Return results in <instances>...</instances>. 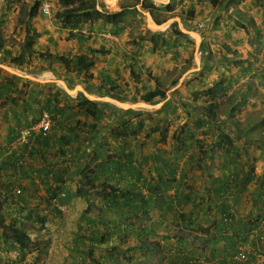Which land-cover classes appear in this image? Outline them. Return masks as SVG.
Listing matches in <instances>:
<instances>
[{
	"label": "crops",
	"instance_id": "obj_1",
	"mask_svg": "<svg viewBox=\"0 0 264 264\" xmlns=\"http://www.w3.org/2000/svg\"><path fill=\"white\" fill-rule=\"evenodd\" d=\"M165 1L158 6L165 10L172 5L168 14L185 5L195 15L194 24L210 15L200 8L203 0ZM119 2L107 5L117 13L123 10ZM210 3L204 0V6ZM259 3L240 0L234 4L237 8L226 10L249 11L255 18L254 13L261 12ZM40 14L44 15L39 12L22 22L9 20V11L0 10V39L6 45L0 51V204L9 206L11 214L3 213L7 223L18 221V226L30 227L27 234L31 238L49 240L44 264H248L235 262L234 255L240 250L263 252L264 193L259 194L264 187V151L248 155L229 151L225 157H237L236 165L225 162L205 169L198 166L201 155L195 145L192 150L179 145L166 150L153 137L124 139L116 131L137 124L132 105L158 86L152 78L147 81V76L135 82L133 73L152 70L156 77L170 73L177 79L183 72L176 91L188 94L201 92L196 84L189 91L184 89V79L191 73L198 76L204 70L209 86L219 77L234 84L244 67L232 65L225 70L217 65L207 70L204 58L198 61L186 53V38L178 39L167 30L162 32L167 44L160 42L153 49L151 39L137 38L141 28L126 21L105 24L100 20L79 30L64 27L49 15L39 21ZM228 16V27H239L231 19L234 15ZM28 34L34 40L32 56L26 53L20 63L15 58L22 50L14 52L9 46L23 44ZM221 39L217 49L230 59L227 49L235 52L233 57L237 53L246 56L255 46L237 31ZM7 51L11 54L6 55ZM40 53L52 58H40ZM82 54L94 57V68L67 73L60 58ZM69 86H79L82 93L70 94ZM85 90L98 98L92 101L100 104L98 114L89 116L77 107L81 100L91 101ZM125 103L128 108L122 106ZM48 107L55 109L51 132L37 135L29 146H18L20 131L39 121ZM112 162L120 164H109L110 172L101 166ZM253 163L257 176L263 177L259 183L250 181L248 167ZM87 168L94 170L98 187L80 195L81 172ZM104 184L119 192L105 193ZM62 192L66 197L55 204L53 199ZM142 239L158 242L162 252L142 245ZM23 251L18 247L13 254L2 244L0 258L12 259ZM38 253L42 251L35 248V261ZM21 259L10 263L24 264Z\"/></svg>",
	"mask_w": 264,
	"mask_h": 264
},
{
	"label": "rangeland",
	"instance_id": "obj_2",
	"mask_svg": "<svg viewBox=\"0 0 264 264\" xmlns=\"http://www.w3.org/2000/svg\"><path fill=\"white\" fill-rule=\"evenodd\" d=\"M157 1L161 2H156V4H159L160 6L166 2L165 0ZM209 1L212 5L207 4V6H204L203 0V5L200 8L201 10H209L207 15H210L208 17H205L204 15L203 18H201V21L196 22L195 24L193 23V20L195 19L194 13L192 17L190 12L187 11L185 5L183 8H180L172 14H168L167 11L159 8L155 10L154 15L150 12V8L142 5L143 1L141 0H120L118 4L122 8L126 6H134L131 7V9L126 10L127 13L124 15V21L131 26L135 25L138 28H141V30L137 31V38L144 37L150 39L154 34L163 35L162 32L167 30L166 32H169L174 37H178V39L185 37L188 47L187 49H189L186 53L191 57L195 55L198 61L200 60V57H202V59L204 58L203 63L206 62L205 69L207 70L210 67L214 68L217 65L225 70L226 67L232 65L235 67H244V69H242L241 78L237 79L234 84L233 81L229 79L224 80L219 77L218 79L215 78L213 84L209 86L208 80L204 79V70H202L201 74L199 73L198 76H196V73H191L190 77L188 76L184 79V89L189 91L190 88H192V85L196 84V86L201 89V92L192 93L190 91L188 94L185 92L178 94L176 91L181 80L183 81V72L179 74L177 79H172V77L169 76L170 73L163 77H156L153 75L152 70L138 72V74L133 73L131 76L135 82L138 81L141 76H147V81H150V78H152L167 94L165 99L157 98L152 103H145L141 100L142 96L140 93H138L137 96L141 97H138L136 103L132 105V108L135 110H131V112L135 113L137 120L144 123L137 136L138 140L143 141L148 140V137H153L156 142L159 144L162 143V146H164L166 150L178 145L192 150L195 145L196 148L200 150L201 155L198 166L205 169L208 165L222 166L225 162L226 165H236L234 163H236V160L238 159L237 157L230 159L229 156L228 159H226L227 157H225V155H227L229 151H233V154L235 155L239 154V152L248 155L250 151L255 153L258 151H264V1L261 0L262 4L259 3L261 12L260 15L254 13V16H256L255 18L252 17L249 11H243V13H245L244 15L237 13L238 16H242L243 21L247 23L248 30L241 27L242 24L237 22L236 18L231 19H233L235 24L237 23L242 29L232 25L228 27L230 23L228 24L227 22L231 21L228 19V14L235 16L237 10L234 9V11L230 12L227 11L226 8H237L234 4H238L239 0ZM226 1L227 5H225ZM36 2L40 3L39 12H42L41 8L44 3H48L52 6L51 12L48 14L52 21L56 19V14L63 9L59 0H0V10H6V12L9 11V20H19L23 22L30 18L29 13ZM107 2L112 5L116 4V0H98V9L103 12L115 13L114 9L110 7L111 5H107ZM255 8L256 7H254V9ZM44 15L40 14L38 16L40 18L39 21L45 20V18H42ZM48 15L46 18H48ZM210 16H212L211 19H209ZM236 31L246 34L250 38V42L255 46H253L252 52L246 54V56L237 53L236 56L233 57L232 55L235 52L227 49L226 53H228V55L230 54V59L229 56L225 57L222 54V51L217 49V42H221V38H224L226 33ZM1 34L2 30L0 29V35ZM159 40V42H161L162 38ZM202 40L206 43L205 47L203 46V42L201 44ZM24 45L25 42L23 44H14L9 47H11L14 52H17L18 50H23ZM4 46L6 47V45H3V48L1 49H4ZM31 48L27 50L28 57L32 56ZM190 65L192 64L190 63ZM238 67L236 68L238 69ZM232 69L235 71L234 67ZM180 78L181 80H179ZM187 80H189L188 83ZM202 82H204V84H202ZM60 83L63 85L65 84L64 80H61ZM182 88L183 86L181 89ZM68 90L70 94L76 92L82 93L79 86H69ZM210 90L217 94L216 100L210 99ZM245 90H247V93L241 95ZM85 93L86 97H89L91 101L98 99L87 91ZM168 98H170L169 101H165ZM196 99L199 103H197ZM107 100L111 99L108 98ZM115 102H117V100ZM122 106L125 108L129 107L127 103L122 104ZM209 108H212L215 113L212 114L209 111ZM36 123H38V121H35L29 126L35 125ZM166 128H168L166 141H162L160 133L151 135L152 129H158L160 132H164ZM180 128L182 130L178 131ZM176 133L180 134V142H177L174 137ZM223 135L229 136L230 139H225ZM160 150L163 151V149ZM261 165L264 166V164ZM249 170L251 174L250 181L257 179V182L259 183L260 180L263 179V177L259 178L257 176L258 167L256 164L253 163L249 165L248 172ZM261 172L263 176L264 169H262ZM245 183L247 184L249 182L246 181ZM247 191H249V189H247ZM263 193L264 187L260 189L259 195H262ZM61 194H64L65 197L67 195L64 192ZM3 213L8 215L11 214L9 206L0 204V218L3 221L0 226V245L3 244L5 247H8L9 251L14 254L15 252H18V246L14 244L12 239L4 238L6 234L10 235L11 231L7 227L10 222L7 223V219H3ZM254 223H259V221H254ZM2 226L5 227L3 228ZM41 227L42 224L39 228ZM29 228L30 227L27 225L24 227L26 231ZM32 239L34 242L29 245V249H26L21 253L23 254L22 259L21 254L17 253L12 259L7 258L8 256L0 258V264H11L10 262H15L20 259L24 264H44V258L47 255L46 249L50 242L48 239L36 240L34 237H32ZM35 248L40 252L42 251V253H38L39 257L36 261L32 257ZM30 257L32 260H30Z\"/></svg>",
	"mask_w": 264,
	"mask_h": 264
},
{
	"label": "trees",
	"instance_id": "obj_3",
	"mask_svg": "<svg viewBox=\"0 0 264 264\" xmlns=\"http://www.w3.org/2000/svg\"><path fill=\"white\" fill-rule=\"evenodd\" d=\"M261 1V0H259ZM240 2V0H239ZM238 2V3H239ZM60 5L62 6V10L59 11L56 14V19L61 21V23L64 25V27H69L72 29H79L84 26V25H88L90 23H96L100 20H103V22L105 24H113L117 21L122 22L124 21V15L126 14V10L131 9V7L134 6H126L123 7V10L121 12L118 13H109V12H103L100 11L98 9V0H59ZM143 6L150 8V12L152 14L155 15V10L159 9L160 7L149 0H144L142 2ZM39 2H36V4L34 5V7L32 8L31 12L29 13V17H37V15L39 14ZM165 11L169 12L172 11V5H167L164 7ZM174 9V8H173ZM237 13L244 15L245 13L237 11ZM235 14L234 18H236L237 22H240L242 25L241 27L247 29V23L243 21V17L242 16H238V14ZM248 30V29H247ZM251 30V29H250ZM79 32V31H78ZM80 33V32H79ZM162 35L161 34H154L150 39L151 42L153 44V49H156L158 47V44H160V38ZM2 40L0 39V51L2 50L1 48H3V44L1 42ZM162 45H166L167 42L162 39L161 40ZM34 45V40L32 37H30V35L28 34L26 37V41H25V45H24V49L21 51L20 55L15 58V60H18V62L23 63V60L25 59V55L27 53V50H29L32 46ZM6 55H10V51L5 52ZM40 58H47V59H51L52 56L50 54H44V53H40L39 54ZM60 62L65 66V69L67 71V73H71V72H77L80 73L81 71H90L91 69L94 68L95 66V62H94V57H89L88 55H79L76 57H61L60 58ZM92 78V76H90ZM176 83V82H174ZM210 99L211 100H216L217 99V94L214 93L213 91H209ZM60 95V94H59ZM167 96L166 92L164 90L161 89V87L157 86V88L152 91L149 92L148 94L142 96L141 100L145 103H152L154 102L157 98L160 99H165ZM100 104L96 103V102H92L89 100H81L77 107L81 110H83L87 115H93V114H98V108H99ZM48 109H50L48 107ZM50 115L52 116V113L55 111V109H50L47 110ZM209 111L214 114V110L212 108H209ZM53 118V117H52ZM144 123L142 121H138V123L135 126H132L131 124L126 125L123 128H117V133L119 135V137H122L124 139H128V138H133V137H137L140 133V130L142 129ZM185 127V126H184ZM92 129L94 128V126L91 127ZM168 128H166L164 130V132H160L158 129H152L151 131V135L156 134V133H160V136L162 138V141H166L167 136H168ZM182 129L180 128L181 131ZM175 139L177 140V142H180L181 140H179L180 134L176 133L175 134ZM223 137L225 139H230L229 136L227 135H223ZM127 162L131 161V159H129L128 161V156H126ZM120 161V160H119ZM20 162V160L18 161V163ZM116 163V165L120 164L119 162H112V163H107V164H102L101 166H103V169L106 170V172H110V169L107 167L109 166V164H114ZM23 164V162H22ZM21 166V164H19ZM95 172L93 169L87 168V170H84L83 172H81V176H82V180L80 181L81 184L78 187V194H85L87 193V189H96L98 187V185H96L94 183L93 180V176H94ZM104 190L105 193H108V191H112L113 193H118L119 190L113 188L112 186H108V185H102L101 186ZM60 194V193H59ZM56 196V195H55ZM2 219L0 218V226L2 225ZM3 228L5 226H2ZM11 233L10 235L8 234H4L5 235V239H12L14 244L17 245L18 247H20L22 250H26L29 249V245L32 244L34 241L32 240V238L27 234V231L24 229L23 224L21 226H18V221H12L9 226H7ZM142 245L146 246L147 248L151 249L153 248L154 250H156L157 253H161L162 250L160 248V244H158V242H153L150 241L149 239H142Z\"/></svg>",
	"mask_w": 264,
	"mask_h": 264
},
{
	"label": "built area",
	"instance_id": "obj_4",
	"mask_svg": "<svg viewBox=\"0 0 264 264\" xmlns=\"http://www.w3.org/2000/svg\"><path fill=\"white\" fill-rule=\"evenodd\" d=\"M52 6L48 3L42 5V13L50 14ZM53 118L49 112H43L40 120L35 125L24 128L20 132V136L17 140L18 146H29L37 138V135H46L49 134L53 127ZM22 165V162H19ZM21 193V191H17ZM65 197L64 194H60L59 197L54 198L53 202L58 203V199ZM235 262L238 263H248V264H264V251L263 252H248L246 250H240L233 257Z\"/></svg>",
	"mask_w": 264,
	"mask_h": 264
}]
</instances>
